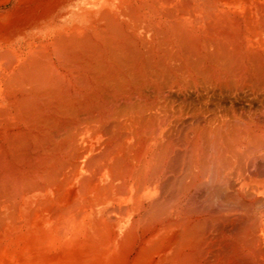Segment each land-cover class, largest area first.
I'll return each instance as SVG.
<instances>
[{"label": "bare ground", "instance_id": "1", "mask_svg": "<svg viewBox=\"0 0 264 264\" xmlns=\"http://www.w3.org/2000/svg\"><path fill=\"white\" fill-rule=\"evenodd\" d=\"M263 160L264 0H0V264H264Z\"/></svg>", "mask_w": 264, "mask_h": 264}, {"label": "rangeland", "instance_id": "2", "mask_svg": "<svg viewBox=\"0 0 264 264\" xmlns=\"http://www.w3.org/2000/svg\"><path fill=\"white\" fill-rule=\"evenodd\" d=\"M253 166L252 167H250L249 168V171H251V172H257L256 170H258V171H261L262 173L264 172V160L263 161H257L255 164H252ZM256 168V169H255ZM261 169V170H260ZM264 174V173H263ZM224 233H227L228 232V229L227 228H225V229H223L222 230Z\"/></svg>", "mask_w": 264, "mask_h": 264}]
</instances>
